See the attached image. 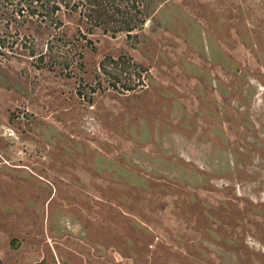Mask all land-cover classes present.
I'll list each match as a JSON object with an SVG mask.
<instances>
[{"label": "rangeland", "instance_id": "1", "mask_svg": "<svg viewBox=\"0 0 264 264\" xmlns=\"http://www.w3.org/2000/svg\"><path fill=\"white\" fill-rule=\"evenodd\" d=\"M134 1L10 29L0 264H264V0Z\"/></svg>", "mask_w": 264, "mask_h": 264}, {"label": "trees", "instance_id": "2", "mask_svg": "<svg viewBox=\"0 0 264 264\" xmlns=\"http://www.w3.org/2000/svg\"><path fill=\"white\" fill-rule=\"evenodd\" d=\"M114 1L115 0H86L87 7L83 17L94 21L93 17L94 12L97 10L96 7L99 8L104 5L116 10L123 9L120 13V18H124V22L129 24L130 20H132V17L131 19L128 18L129 9L131 6L138 7V2L134 1L135 3L131 2L132 4L129 5L127 1L130 2L131 0H117L122 2V4L127 2L121 7V4L114 6V4H116ZM82 3L83 0H0V49H5L7 47L13 48L15 41H17V35H15L17 34L16 31H10L12 27H16L20 23H30L31 25L34 23L36 24V20L34 19H38V25H50L55 22L57 24V12H59L62 5L72 10H76L79 8L80 4L82 5ZM119 12L120 11H117L116 14ZM95 22L97 21L95 20ZM29 39H31V37L27 35L22 46L30 51V53H33V41H29ZM0 52H4V50H1ZM53 60L54 58H52V61Z\"/></svg>", "mask_w": 264, "mask_h": 264}]
</instances>
